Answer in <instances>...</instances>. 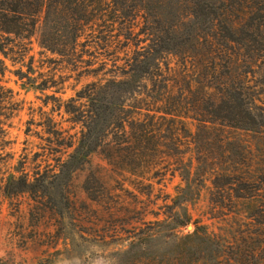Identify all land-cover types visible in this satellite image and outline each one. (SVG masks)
Returning a JSON list of instances; mask_svg holds the SVG:
<instances>
[{
	"label": "rangeland",
	"instance_id": "374dc122",
	"mask_svg": "<svg viewBox=\"0 0 264 264\" xmlns=\"http://www.w3.org/2000/svg\"><path fill=\"white\" fill-rule=\"evenodd\" d=\"M113 8L120 18L109 21L99 38L84 35L74 61L49 64L59 57L41 51L34 39L22 67L5 60L0 82L20 110L4 127L10 155L0 161L1 264H248L243 238L249 212L264 200V133L187 119L177 155L182 169L176 172L164 168L167 145H174L166 140L162 119L141 148L143 160L160 164L157 174L150 167L136 175L126 171L134 161L131 153L115 166L103 154L105 126L112 123L107 140L114 141L117 120L146 113L166 86L157 75L138 82L124 76L144 64L133 60L136 52L159 47L157 36L179 39L212 26L190 14L193 0H119ZM210 51V45L197 49L208 58ZM161 56V68L183 61ZM148 62L154 64L153 58ZM19 68L23 79L14 73ZM47 77L61 84L39 87ZM96 81L104 89L91 101H78L87 112H65L53 99H76V92ZM118 81L135 84L138 93L111 83ZM238 180L260 189L255 202L247 190L241 193L247 199H237L232 188Z\"/></svg>",
	"mask_w": 264,
	"mask_h": 264
},
{
	"label": "trees",
	"instance_id": "16d2710c",
	"mask_svg": "<svg viewBox=\"0 0 264 264\" xmlns=\"http://www.w3.org/2000/svg\"><path fill=\"white\" fill-rule=\"evenodd\" d=\"M117 1L0 0V76L3 77L7 69L5 60L12 65L23 66L32 50L33 39L41 51L59 57L58 61L47 60L49 64L74 61L84 35L99 38L108 32L109 21L119 17V11L113 8ZM193 3L195 9L190 14L202 25L209 23L211 31L199 28L187 31L179 39L157 36L155 44L159 42L161 45L145 53L136 52L138 58L133 60H141L144 64L124 73L137 82L148 81L157 75L166 86L160 95L162 99L152 100L146 105V113L134 112L132 121L117 120L118 137H114V141L107 140L112 135L108 130L112 123L105 126L101 133L103 154L110 166L124 165L131 153L134 161L129 166L127 164L129 169L126 171L136 175L141 169L150 167L157 174L156 168L160 164L143 160L146 156L141 148L150 141L161 119L168 134L166 140L174 145H167L169 153L164 168L174 172L182 169L183 158L177 155L182 153L179 147L183 145L187 119L204 126L218 124L264 133V0H212L208 4L204 0H193ZM223 10L226 17H223ZM209 45L212 52L209 58L197 52L198 48ZM165 53L180 57L183 60L181 66L164 63V68H161L159 63L156 64ZM151 58L154 60L152 65L148 62ZM203 58L205 60L201 62ZM33 62L34 57L29 56V70ZM14 73L19 79L25 77L22 68ZM111 83L118 88L128 85L130 88L124 90L125 93H138V86L128 81ZM60 84L54 77H47L41 79L39 87L56 88ZM104 86L101 81L92 82L76 92V99L70 98L65 102L53 99L64 105L65 112H87L84 110L86 105L78 101L93 100L95 93L103 90ZM118 102L120 105V100ZM111 104L116 106L112 101ZM19 110L20 104L14 100L12 91L0 82V161L10 155L5 152L10 142L4 127ZM246 184L252 183L246 181ZM256 188L244 187V181L238 180L232 190L239 193L238 200L248 198L241 196L242 191H250L249 199L255 202L260 193ZM249 218L250 227L243 238L248 264H259L258 259L264 264V200L260 201V208H250Z\"/></svg>",
	"mask_w": 264,
	"mask_h": 264
}]
</instances>
